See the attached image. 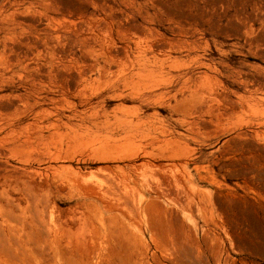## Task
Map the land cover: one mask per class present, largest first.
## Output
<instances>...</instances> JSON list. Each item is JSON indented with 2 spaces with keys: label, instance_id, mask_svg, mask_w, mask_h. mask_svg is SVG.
<instances>
[{
  "label": "rangeland",
  "instance_id": "374dc122",
  "mask_svg": "<svg viewBox=\"0 0 264 264\" xmlns=\"http://www.w3.org/2000/svg\"><path fill=\"white\" fill-rule=\"evenodd\" d=\"M0 264H264V0H0Z\"/></svg>",
  "mask_w": 264,
  "mask_h": 264
}]
</instances>
